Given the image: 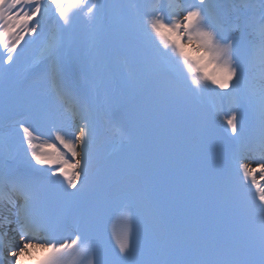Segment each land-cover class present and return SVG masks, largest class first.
Listing matches in <instances>:
<instances>
[{"label": "snow or ice", "instance_id": "obj_1", "mask_svg": "<svg viewBox=\"0 0 264 264\" xmlns=\"http://www.w3.org/2000/svg\"><path fill=\"white\" fill-rule=\"evenodd\" d=\"M0 264H264V0H0Z\"/></svg>", "mask_w": 264, "mask_h": 264}, {"label": "bare ground", "instance_id": "obj_2", "mask_svg": "<svg viewBox=\"0 0 264 264\" xmlns=\"http://www.w3.org/2000/svg\"><path fill=\"white\" fill-rule=\"evenodd\" d=\"M109 146V145H108ZM108 146H105V149H104V151H105V153L107 152V150H108Z\"/></svg>", "mask_w": 264, "mask_h": 264}]
</instances>
